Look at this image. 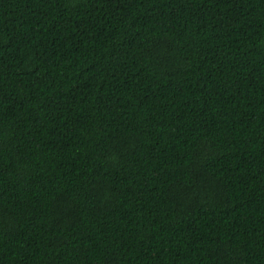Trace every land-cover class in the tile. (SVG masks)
Masks as SVG:
<instances>
[{"label":"trees","instance_id":"1","mask_svg":"<svg viewBox=\"0 0 264 264\" xmlns=\"http://www.w3.org/2000/svg\"><path fill=\"white\" fill-rule=\"evenodd\" d=\"M0 264H264V0H0Z\"/></svg>","mask_w":264,"mask_h":264}]
</instances>
